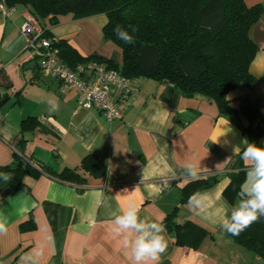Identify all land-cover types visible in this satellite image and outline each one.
I'll return each instance as SVG.
<instances>
[{
    "label": "crops",
    "instance_id": "crops-1",
    "mask_svg": "<svg viewBox=\"0 0 264 264\" xmlns=\"http://www.w3.org/2000/svg\"><path fill=\"white\" fill-rule=\"evenodd\" d=\"M243 2L264 9V0ZM6 9L9 15L0 10V102L7 98L0 107V168L17 157L35 173L24 174V188L14 193L11 179L0 177V218L7 224L0 234V264H131L112 231L114 215L129 207L160 223L175 211L177 224L192 221L212 234L190 250L175 245L166 232L168 246L159 264H264L220 228L232 208L223 191L236 172L234 148L248 141L243 119L221 115L207 99L184 98L172 85L145 79L129 81V98L117 105L119 121L77 110L76 95L60 93L59 81L40 75L37 59L26 49L21 26L27 9ZM106 23L103 15L65 16L55 26L46 21L41 26L81 57L118 65L120 51L103 39ZM250 38L258 51L249 71L258 82L251 90L230 92L227 100L235 110L251 104L264 118V14ZM260 144L264 147V139ZM87 155L105 165L102 177L85 174L83 183H67L52 175L79 168ZM186 164L196 166V175L186 173ZM209 177L217 182L197 191L203 194L200 209L181 203L182 187ZM30 221L34 230L22 231Z\"/></svg>",
    "mask_w": 264,
    "mask_h": 264
},
{
    "label": "trees",
    "instance_id": "trees-1",
    "mask_svg": "<svg viewBox=\"0 0 264 264\" xmlns=\"http://www.w3.org/2000/svg\"><path fill=\"white\" fill-rule=\"evenodd\" d=\"M3 4L8 8L25 7L40 26L44 21L55 26L58 19L65 16L74 20L105 16L103 39L118 48L120 64L96 56L83 58L65 40H53L62 63L74 67L78 63L96 61L129 81L151 80L172 85L184 98L207 99L217 106L221 115L243 119L242 133L249 143L261 146L264 118L258 109L247 104L235 110L227 100L230 92L240 87L251 90L258 82L249 71L258 51L250 31L264 14L261 6L247 7L243 0H3ZM116 25L129 32V25L137 28L133 44L117 39L113 33ZM42 29L44 37L52 39L50 32ZM233 168L236 172L230 174V182L223 191V197L231 206L242 198L246 180V168L240 155ZM105 172V165L97 157L87 155L79 168H65L52 175L63 182L83 183L85 174L99 178ZM26 173L35 171L17 157L12 166L0 168V174L11 175L10 193L24 188L22 177ZM216 182L217 177H209L187 183L181 189V203ZM175 216L174 211L162 222L175 245L197 250L204 239L213 238L205 227L195 222L177 224ZM21 229L32 231L34 224L30 221ZM226 235L264 261V217L238 236Z\"/></svg>",
    "mask_w": 264,
    "mask_h": 264
},
{
    "label": "clouds",
    "instance_id": "clouds-1",
    "mask_svg": "<svg viewBox=\"0 0 264 264\" xmlns=\"http://www.w3.org/2000/svg\"><path fill=\"white\" fill-rule=\"evenodd\" d=\"M128 27L131 32L116 25L113 33L124 44H133V33L137 31V28L133 25ZM242 145L243 148L235 147L234 153L240 155L246 168L243 195L232 206L230 215H227L220 223V228L232 236L240 235L264 217V147L255 142L249 143L246 139L242 141ZM185 171L188 175L194 176L197 168L192 164H186ZM0 177L5 181L11 179L9 174H0ZM202 200L203 194L193 193L188 198V204L195 209H200ZM112 224V231L121 239L131 264H159L168 246L167 229L163 223L142 218L135 207H129L114 215ZM6 232V221L0 218V234Z\"/></svg>",
    "mask_w": 264,
    "mask_h": 264
},
{
    "label": "built area",
    "instance_id": "built-area-1",
    "mask_svg": "<svg viewBox=\"0 0 264 264\" xmlns=\"http://www.w3.org/2000/svg\"><path fill=\"white\" fill-rule=\"evenodd\" d=\"M0 10L9 15V10L0 4ZM26 40V49L38 61L40 75L59 81V92L76 95V109L95 111L108 122L122 119L119 103H125L130 95L129 80L106 65L96 61L78 63L69 67L61 62L54 41L44 37L43 29L32 17L27 16L21 26Z\"/></svg>",
    "mask_w": 264,
    "mask_h": 264
},
{
    "label": "water",
    "instance_id": "water-1",
    "mask_svg": "<svg viewBox=\"0 0 264 264\" xmlns=\"http://www.w3.org/2000/svg\"><path fill=\"white\" fill-rule=\"evenodd\" d=\"M32 67V66H31ZM7 101V98L4 99L2 102H0V107H2V105Z\"/></svg>",
    "mask_w": 264,
    "mask_h": 264
},
{
    "label": "rangeland",
    "instance_id": "rangeland-1",
    "mask_svg": "<svg viewBox=\"0 0 264 264\" xmlns=\"http://www.w3.org/2000/svg\"><path fill=\"white\" fill-rule=\"evenodd\" d=\"M61 27H58V30H61V31H63V27H62V29H60ZM58 30L56 31V33L58 32ZM57 35V34H56ZM245 184V183H244Z\"/></svg>",
    "mask_w": 264,
    "mask_h": 264
}]
</instances>
